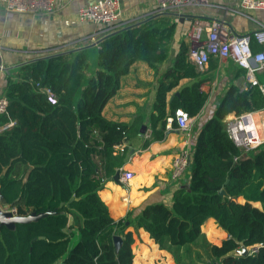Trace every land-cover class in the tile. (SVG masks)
Instances as JSON below:
<instances>
[{"label": "trees", "instance_id": "trees-1", "mask_svg": "<svg viewBox=\"0 0 264 264\" xmlns=\"http://www.w3.org/2000/svg\"><path fill=\"white\" fill-rule=\"evenodd\" d=\"M176 30L174 18L162 16L104 39L95 69L86 49L39 60L7 75L3 98L8 107L0 115V192L18 216L58 214L19 224L13 231L1 227L0 264H133L132 246L141 229L173 256L175 264H264V146L243 152L224 123L230 114L264 109L258 85L244 90L229 85L197 135L189 185L175 191L171 206L147 205L116 221L100 197L107 181L126 163L127 150L120 153L117 148L131 136L128 125L104 116V108L135 63L159 71L169 59ZM252 48L260 50L256 42ZM188 50L182 44L160 79L152 141L164 139L169 117L177 127L179 110L194 119L208 101L202 91L206 79L189 60ZM184 79L193 83L174 96L168 114V95ZM261 80L264 85V76ZM38 85L52 90L56 104ZM222 190L229 198L220 195ZM70 217L74 222L69 227ZM209 218L228 234L221 245L209 242L202 230ZM116 236L123 239L119 252ZM243 246L249 253L236 255Z\"/></svg>", "mask_w": 264, "mask_h": 264}, {"label": "crops", "instance_id": "crops-1", "mask_svg": "<svg viewBox=\"0 0 264 264\" xmlns=\"http://www.w3.org/2000/svg\"><path fill=\"white\" fill-rule=\"evenodd\" d=\"M98 1L56 0V9L49 15L10 14L5 5L0 3V62L3 68L14 67L11 69L14 72L18 69L15 66L27 60L94 45L110 34L159 12L153 0H120V18L115 25L80 21L79 9ZM180 13L194 17L193 20L187 17L183 22L173 17L177 22V30L170 45L169 59L160 66L157 73L146 63H135L129 74L121 79L119 91L103 111L107 119L128 125L131 135L124 147L119 149L120 153L126 149L128 154L126 163L120 169V183H116L113 178L107 181L99 193L116 221L125 219L131 212L138 214L147 205L164 203L171 206L175 191L189 185V171L180 180L173 178V161L184 147L185 134L179 131L178 125L174 127L170 123L172 118L169 117L164 139L152 141L151 118L156 114V93L160 79L172 67L182 44L190 49L189 32L193 26L200 21L224 20L238 34L253 33L264 26V10L245 12L238 2L227 0L195 3ZM88 49L91 56L96 57L95 63L91 65L95 69L99 45ZM211 59L203 72L194 66L206 79L202 91L207 94L208 101L202 113L191 121L192 147L200 129L213 117L220 98L227 92L229 85L234 84L242 90L247 88L248 82L243 69L231 60L217 57ZM263 76L264 73L258 75L259 81ZM6 77L5 71L0 70V99L4 97L7 87ZM192 83V79H184L168 95V114L175 94ZM143 126L147 127L145 133H142ZM148 141L149 145L145 146ZM125 172L133 174L128 182L123 179ZM238 202L244 203V200L240 198ZM254 205L261 208V204ZM128 230L133 231V228ZM202 230L214 245H221L228 238L227 232L213 218L206 221ZM132 249L133 264H175L173 256L168 251L161 250L143 229L139 231L138 237L135 236Z\"/></svg>", "mask_w": 264, "mask_h": 264}, {"label": "built area", "instance_id": "built-area-1", "mask_svg": "<svg viewBox=\"0 0 264 264\" xmlns=\"http://www.w3.org/2000/svg\"><path fill=\"white\" fill-rule=\"evenodd\" d=\"M158 7V13L178 12L194 5L204 4L207 0H153ZM238 2L241 10L245 12L264 10V0H227ZM8 13H23L30 15H49L56 9V0H0ZM78 18L82 22L96 25H115L120 18V0H99L98 2L79 9ZM191 47L188 57L198 70H205L212 57L231 60L240 69L245 71L249 84L258 85L264 94V85L258 75L264 73V26L253 33L238 34L223 21L197 22L189 32ZM256 42L260 50L253 51L252 44ZM1 59V58H0ZM0 70L3 71L2 62ZM45 93L48 101L56 104L57 98L50 88L38 85ZM8 101L0 99V115L6 113ZM191 121L189 114L183 110L177 112L175 122L179 131L185 134L184 147L179 151L173 161V178L180 180L190 167L192 160ZM174 122L170 119V123ZM224 123L230 139L245 153L253 152L264 146V109L255 112H246L241 115L230 114ZM9 124L6 127H10ZM5 127V128H6ZM118 146L117 150L123 148ZM123 150V149H122ZM121 150V151H122ZM133 178L131 172H125V182ZM2 205L0 203V209ZM3 209V208H2ZM10 210L16 214L14 209Z\"/></svg>", "mask_w": 264, "mask_h": 264}, {"label": "water", "instance_id": "water-1", "mask_svg": "<svg viewBox=\"0 0 264 264\" xmlns=\"http://www.w3.org/2000/svg\"><path fill=\"white\" fill-rule=\"evenodd\" d=\"M162 16H169V17L179 18L180 22H183L184 19L187 18V17L190 20H193V17H194V16L193 17L192 16H187L185 14H181V13H178V12L159 13V14L152 15L149 18H146L143 21H140V22H137L135 24H132V25H130V26L124 28V29H129V28H133V27L145 24V23H147V22H149L151 20L157 19V18L162 17ZM122 30L123 29H121L119 31H122ZM117 32L118 31L110 34L107 37H110V36L114 35ZM106 38H103V39L97 41L96 43H94V45L85 46V47L79 48V49L76 48V49L68 50V51H65V52L58 53V54H52V55H48V56H44V57L30 59V60H27L25 62L20 63L19 65L15 66V67L19 68V67H22L24 65H27V64L39 61V60H43V59H47V58H51V57H56V56H60V55H63V54H68V53H72V52H76V51H80V50H86V49H88L90 47L100 45V43ZM13 68H7V69L3 68V71H5V73L7 75H10L11 74V69H13ZM175 95L179 96V93H176ZM146 129H147V127L143 126L142 127V133H145ZM120 178H121V172H117V174L114 176V181L116 183H120ZM186 187H188V186H186ZM220 195L223 196L224 198H229V195L226 193L225 190H222L220 192ZM0 203H1L2 208H3V209L2 208L0 209V228L5 226L6 228H8L9 230H12V231L15 230L17 225H19V224H30V223L38 222V221H40V220H42L44 218H47L48 216L57 215L58 214L57 211H47V212L39 213V214L32 213L29 216H18L17 214H14L10 210V206L8 205L6 199L1 194V192H0ZM73 222H74V218L70 217V219H69V227L73 224ZM127 225H129V223H127ZM64 232H68V229H65ZM69 232H71V231H69ZM41 239H44V237H42ZM114 242H115L116 251L119 252L121 247H122V244H123L122 237L116 236L114 238ZM262 246L264 247V243L262 244ZM249 251H250V248L243 246L240 250H236L235 254L238 255V256H245V255H247L249 253ZM57 264H65V263H61L60 262V263H57ZM214 264H217V263H214Z\"/></svg>", "mask_w": 264, "mask_h": 264}, {"label": "rangeland", "instance_id": "rangeland-1", "mask_svg": "<svg viewBox=\"0 0 264 264\" xmlns=\"http://www.w3.org/2000/svg\"><path fill=\"white\" fill-rule=\"evenodd\" d=\"M95 61H96V57L94 58V56H91V62H90V64L92 65V64H94L95 63ZM207 68V67H206ZM201 72H203L202 70H200ZM249 85V83H247V86ZM252 85H254V84H252ZM246 86V87H247ZM209 87H210V90H212V86H211V84L209 85ZM206 235V234H205ZM207 237V236H206ZM208 239V238H207ZM209 240V239H208ZM209 242H213V241H210L209 240ZM222 244V243H221Z\"/></svg>", "mask_w": 264, "mask_h": 264}]
</instances>
